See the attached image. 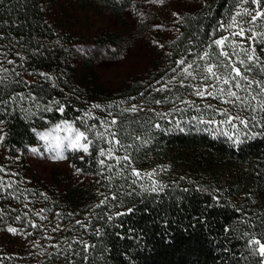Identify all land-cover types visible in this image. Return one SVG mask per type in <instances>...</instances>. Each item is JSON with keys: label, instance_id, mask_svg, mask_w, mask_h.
<instances>
[{"label": "trees", "instance_id": "16d2710c", "mask_svg": "<svg viewBox=\"0 0 264 264\" xmlns=\"http://www.w3.org/2000/svg\"><path fill=\"white\" fill-rule=\"evenodd\" d=\"M58 1L0 0V35L4 36L0 43L14 44L12 52L26 58L10 54L21 73L15 79L21 83L0 91L4 99L10 94L36 98L0 105V129L6 134L0 144V166L16 168L15 175L5 176L14 182L13 187L0 192V264H85V255L87 264H260L247 242L252 235L260 238L264 233V126L257 125L251 129L256 135H241L243 142L235 144L231 126L221 124L224 117L213 111L229 106L211 97L190 95L193 89L181 87L179 80L148 89L143 96L147 84L136 80L117 92L106 88L100 83L96 60L74 66L76 41L60 36L51 25L47 9ZM132 2L86 0L82 5L99 13L109 10L122 21ZM234 3L199 0L197 9L182 17L178 38L150 76L159 78L182 56L198 62L204 51H218L215 46L209 48V43L227 34L214 36L213 32L234 14ZM120 38L110 34L101 43L119 44ZM253 46L264 57V45ZM250 75L264 80L258 68ZM184 83L199 85L200 81L193 83L189 78ZM143 98H148L147 104L139 105ZM166 100L176 106L168 108ZM184 100L194 101L196 107ZM208 104L212 108L205 107ZM61 105L63 113L57 110ZM133 105L138 106L136 113L123 111ZM157 113L168 115L161 119ZM256 115L261 114L257 111ZM112 118L120 122L114 130H119L122 144L132 145L126 150L115 146V156L130 154L128 167L127 162L116 165L115 159L99 156V148L110 145L96 139L94 132H103L102 121ZM201 119L215 123H201ZM65 122L81 131L90 129L87 134L93 145L88 154L68 151L74 172L66 179L57 175L47 184L23 164L39 146L40 135ZM225 132L233 139L221 134ZM135 135L141 139L134 140ZM144 140L149 142L144 144ZM101 159L105 165L98 162ZM108 165L113 166L111 171ZM133 168L141 173L156 172L153 179L167 187L158 193L144 192L142 186L150 187L152 181L144 177L132 184L136 179ZM9 227L19 234L8 232ZM80 240L96 247L84 253L76 243Z\"/></svg>", "mask_w": 264, "mask_h": 264}, {"label": "snow or ice", "instance_id": "6c2138e0", "mask_svg": "<svg viewBox=\"0 0 264 264\" xmlns=\"http://www.w3.org/2000/svg\"><path fill=\"white\" fill-rule=\"evenodd\" d=\"M153 4L164 5L166 0H151ZM238 5V7L236 6ZM234 14L230 13L228 20L226 22H221L217 29L213 32L215 36L217 32L227 33L225 35H219L218 38L211 40L209 43V48L215 46L218 51L209 52L204 51L197 57L198 61H204L203 69L201 71V65L197 62L188 61L187 57L182 56L181 59L176 61V65L180 68L179 76L182 77L179 80V85L181 87L192 88L193 91L190 95L197 96L201 99H207L211 97L215 100H220L223 104L228 105L225 109H213L214 112L219 111V114L224 117L221 124L231 126V131L235 134L234 143L240 144L243 141L240 139L241 135L250 136L256 135L252 133L251 129L255 128L257 125L264 126V80H257L250 73L254 69H259L260 74H264V57H261L257 53L255 44L264 45V0H235L234 3ZM172 15L177 18V23L180 22L181 17L178 13L173 12ZM239 38V39H237ZM15 39V38H12ZM4 40V36L0 35V41ZM247 40L249 43L244 44ZM18 42V41H17ZM15 45L13 44L12 47ZM163 47V45H159ZM12 47L0 43V89L8 88L13 83H21V81L15 79L21 75L17 71V62L15 59L9 58L10 54L13 56H19L20 60H25L26 58L20 53L12 52ZM8 48V51H3V49ZM264 51V49H261ZM11 65L12 67H8ZM22 67L23 65H19ZM173 72L176 69H172ZM42 76H46L45 73H40ZM191 78V80H199V85L188 84L185 85L184 81ZM173 81H168L172 83ZM164 89H158V91H163ZM243 93V95H242ZM35 101V97L30 94L26 97L23 94L9 95L8 99H4L3 92L0 91V105H7L10 102L14 104H22L25 100ZM176 99H180L179 96ZM59 104V101L56 102ZM160 104L161 101H156ZM183 103L187 104L189 107H196L195 102L191 100H184ZM38 107V105H37ZM94 108H100V105H93ZM207 108H212L211 104L206 105ZM47 110H51L50 108ZM59 112H64V107L61 105L58 109ZM199 110V109H197ZM123 111L136 113L138 111V106H131ZM257 111L261 114L260 117L256 115ZM244 113H249L247 116ZM157 115L164 119L168 114L157 113ZM201 123L212 124L215 123L214 120H200ZM3 121H0L2 124ZM104 126V131L94 132L95 138L98 140H104L110 145L107 149L99 148V156L105 157L106 159H115L116 165H120L122 162H127L125 167L131 165L130 154L123 156H115L114 153L120 148H130L132 145H123L122 141L118 138L119 130H114L120 122L116 118L111 120L102 121ZM243 126V128L239 127ZM156 128H160L159 124L155 125ZM249 130L245 132L244 130ZM56 130H66L69 133V145L73 149H78L84 153H89V148L93 145V140L89 139L87 131H81L76 128L73 124L65 122L63 126L57 125ZM223 135H228L229 139H233V136L227 132L221 133ZM3 130L0 129V144L4 140ZM41 139L47 140V134H41ZM59 139V138H57ZM134 140H140L139 135L133 136ZM149 141L144 140L143 143L147 144ZM59 146V145H58ZM97 147H99L97 145ZM32 152H38V149L33 148ZM63 159V157H61ZM101 165H105V160L101 159L98 161ZM109 171L112 170V165L107 166ZM79 172V169H77ZM0 192H4L6 189H11L13 187V181L6 180L5 176L9 175L6 172L5 167L0 166ZM122 174V172L120 173ZM132 176L136 179L132 180V184H136L137 180L147 177L152 181L151 186L143 185L142 189L144 192L158 193L162 192L167 185L160 183L159 181L153 179L157 175L156 172L141 173L135 168L132 169ZM11 175H15L14 173ZM131 195L132 192H128ZM107 197H105V200ZM115 200L117 197L112 196ZM104 201H101L103 204ZM100 205H97L99 207ZM133 209L129 208L128 213H131ZM126 213H117V215H125ZM43 218V217H41ZM111 219V217H109ZM32 227H37L36 224H32ZM82 227H85L82 225ZM55 231V229H53ZM8 232L13 235L19 234L18 229L14 227H9ZM97 235H100L99 230H97ZM248 236V233L244 234ZM82 246L83 252L88 253L96 247L94 244H89L87 241H76ZM249 251L252 255L258 256L260 258V264H264V233L260 234V238L256 235H252L248 240ZM71 247V246H69ZM74 255H79V253L73 252ZM85 264H87V255L83 256Z\"/></svg>", "mask_w": 264, "mask_h": 264}, {"label": "rangeland", "instance_id": "374dc122", "mask_svg": "<svg viewBox=\"0 0 264 264\" xmlns=\"http://www.w3.org/2000/svg\"><path fill=\"white\" fill-rule=\"evenodd\" d=\"M198 2L166 0L164 5H159L153 4L151 0H133L132 6L124 12L123 20L119 21L109 10L102 13L87 10L82 5L86 0H59L47 9V17L60 36H70L76 41L73 44L76 52L72 57L74 66L80 67L85 60L94 58L100 83L106 88L117 92L120 87L128 86L136 80L141 85L147 84L146 90L140 94L143 96L148 89L171 85L168 81L175 83L182 78L178 75L180 68L177 65L170 67L159 78L151 77L150 73L157 61L164 62L170 44L180 34V22H176L177 18L172 13H178L182 19L185 14L197 9ZM110 34L120 35L121 42L115 45L101 43L108 41ZM197 63L203 67L204 61ZM174 68L175 72L172 71ZM78 81L76 84H79ZM89 86L88 82L83 90L87 91ZM147 101L148 98H143L139 105H145ZM166 102L168 108L170 105L176 106L173 102ZM42 134H47V140L41 139L40 135V144L36 148L38 152H32L23 167L29 166L32 173L47 184H52L57 175L63 176V179L68 178L74 171L67 152L78 150L69 145V133L66 130L57 131L54 127ZM16 167L23 168L18 165ZM12 169L6 168V172L11 175L16 171V168Z\"/></svg>", "mask_w": 264, "mask_h": 264}]
</instances>
